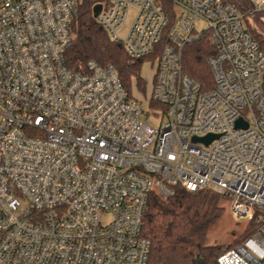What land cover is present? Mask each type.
Masks as SVG:
<instances>
[{
    "label": "built area",
    "instance_id": "obj_1",
    "mask_svg": "<svg viewBox=\"0 0 264 264\" xmlns=\"http://www.w3.org/2000/svg\"><path fill=\"white\" fill-rule=\"evenodd\" d=\"M170 1L150 95L163 106L152 108L113 64H67L81 0H0V264H147L150 194L167 199L175 184L211 188L236 218L257 219L219 264H264V50L234 4ZM169 17L156 0H108L95 20L138 59ZM204 38L216 47L205 91L183 68V48Z\"/></svg>",
    "mask_w": 264,
    "mask_h": 264
},
{
    "label": "trees",
    "instance_id": "obj_2",
    "mask_svg": "<svg viewBox=\"0 0 264 264\" xmlns=\"http://www.w3.org/2000/svg\"><path fill=\"white\" fill-rule=\"evenodd\" d=\"M156 1L168 12V25L152 54L132 59L124 44L113 40L108 31L95 20L94 5L107 4V0H81L79 12L71 23L74 38L66 51L67 64L74 70L86 69L91 59L101 65L113 64L131 97L152 108L162 107L150 95L155 64L163 47L170 43L168 30L175 14L170 0ZM223 1L239 9L247 29L264 50V10L254 11L251 0ZM215 53L216 47L208 38L183 48L184 71L199 84L201 90L214 86L208 59ZM148 60L153 66L151 82L143 75V67ZM139 93L142 97H138ZM173 187L175 194L167 199L156 191L150 194L143 223V234L151 241L147 264H219L217 258L224 244H208L207 236L210 227L223 216L225 206L222 201L227 197L211 188L192 191L180 184ZM256 224V218L248 221L244 232L236 236L227 247L242 242L255 230Z\"/></svg>",
    "mask_w": 264,
    "mask_h": 264
},
{
    "label": "rangeland",
    "instance_id": "obj_3",
    "mask_svg": "<svg viewBox=\"0 0 264 264\" xmlns=\"http://www.w3.org/2000/svg\"><path fill=\"white\" fill-rule=\"evenodd\" d=\"M108 2V0H107ZM134 14V11L132 10L129 14V19L127 22V26L129 24L130 19L132 18ZM196 29L198 31H201L202 29L206 28L207 24L203 20H197L196 23ZM127 28L124 27L119 31V34L121 36H124L126 34ZM143 75L147 79L148 82H151L153 77V66L151 65L150 61H146L145 65L143 67ZM140 94V93H139ZM142 97V95H138V97ZM144 103L145 99L143 98ZM146 106V105H145ZM149 123L152 126H157L159 124V117H150ZM223 206H225V212L220 220H218L215 224H213L210 229L207 236V243L208 244H221L223 243L224 246L222 247V250L227 248L228 244L231 243V241L238 235L244 232L245 227L248 224V220L245 219H238L236 218L231 211L230 208V200L223 199L222 201ZM109 217L105 216L104 221L108 220Z\"/></svg>",
    "mask_w": 264,
    "mask_h": 264
},
{
    "label": "water",
    "instance_id": "obj_4",
    "mask_svg": "<svg viewBox=\"0 0 264 264\" xmlns=\"http://www.w3.org/2000/svg\"><path fill=\"white\" fill-rule=\"evenodd\" d=\"M101 9H102V3H96L94 5V7H93L94 16H97V14L101 11ZM240 125H245L246 126L247 123L244 122L242 118H239L237 120L236 126H240ZM214 137H215V134L208 133V134L203 135V136H194L193 140L209 143Z\"/></svg>",
    "mask_w": 264,
    "mask_h": 264
},
{
    "label": "crops",
    "instance_id": "obj_5",
    "mask_svg": "<svg viewBox=\"0 0 264 264\" xmlns=\"http://www.w3.org/2000/svg\"><path fill=\"white\" fill-rule=\"evenodd\" d=\"M264 19V18H263Z\"/></svg>",
    "mask_w": 264,
    "mask_h": 264
}]
</instances>
